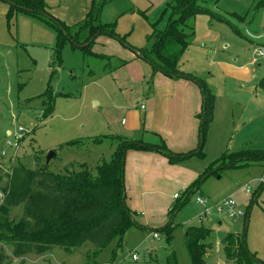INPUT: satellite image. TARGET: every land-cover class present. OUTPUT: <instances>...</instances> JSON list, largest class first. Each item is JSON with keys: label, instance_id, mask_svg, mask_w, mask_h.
Instances as JSON below:
<instances>
[{"label": "rangeland", "instance_id": "374dc122", "mask_svg": "<svg viewBox=\"0 0 264 264\" xmlns=\"http://www.w3.org/2000/svg\"><path fill=\"white\" fill-rule=\"evenodd\" d=\"M46 2L54 12L60 7V0ZM130 3L109 0L104 9L114 16L117 25L120 22L128 32L132 30L128 42L147 47L152 44L147 37L153 29L167 26L166 3L149 15L140 13L144 9L130 10ZM200 3L205 10L192 19L195 35L179 61L181 71L206 85L211 94L209 104L214 101L202 155L182 162L199 171V189L174 214L170 207L184 198L186 187L165 189L163 196L170 200V206L161 216L154 214L155 224L129 227L121 238L115 236L108 243L94 263L87 258L92 244L85 242L71 252L55 246L41 255L30 253L23 258L24 264H167L171 252L178 264H192L185 244L189 225L212 230L209 241L213 248L204 264H233L227 262L220 242L229 231L242 232L245 218L221 209L225 199H233L236 210L247 214V249L258 258L255 264H264V185L260 184L264 159H239L236 166L208 173L225 152L264 150V54L255 55L256 49H264V0ZM0 8V175L7 172L4 164L16 159L31 169L45 167L58 172L86 163L94 170L110 158L116 147L117 139L111 136H132V124L144 120L146 110L140 109V103L147 104L155 88V76L161 72L140 56L142 63H123V59L110 56L107 36H98L89 50L75 47L69 40L58 45L55 28L44 20L22 10L8 17L9 4L5 0H0ZM117 44L124 50L122 44ZM253 57L257 58L255 63ZM49 82L53 111L44 117L42 94ZM18 135L22 136L20 141ZM95 137L104 139L95 143ZM73 140L80 143L66 145ZM145 141L162 142L150 132L145 133ZM50 150H55L56 156L47 163ZM246 185L251 192H246ZM200 193L207 199L205 205L196 200ZM147 213L135 216L145 217ZM21 215L22 209L17 207L11 216ZM170 221L168 237L163 227ZM1 250L9 257L5 264H19L11 245L0 243ZM133 253L138 259L132 258Z\"/></svg>", "mask_w": 264, "mask_h": 264}, {"label": "trees", "instance_id": "16d2710c", "mask_svg": "<svg viewBox=\"0 0 264 264\" xmlns=\"http://www.w3.org/2000/svg\"><path fill=\"white\" fill-rule=\"evenodd\" d=\"M9 4L8 17L11 12L22 10L53 26L58 37V45L69 40L73 46L89 50L100 35H107L127 46L138 56L148 61L155 70L167 76H186L199 85L202 98V119L199 128L200 142L194 150L174 152L165 142L149 143L142 137L114 136L117 139L110 158L104 159L92 170L86 163H81L63 171H50L45 167L31 169L16 159L14 163H5L6 173L0 175V243L11 245L13 257L24 264V257L30 253L41 255L55 246L71 252L85 242L92 244V251L87 254L90 263L115 237L121 236L131 226L136 225L135 212L126 201L124 184L125 158L129 149L154 150L163 154L172 163H178L191 155H202L205 133L213 109L211 94L203 81L179 69V61L193 41L195 28L192 19L204 11L200 0H167L164 12H168V23L163 30H154L150 34L152 44L149 48H137L127 41L125 34L116 31V22H104L101 14L109 0H92L85 17L73 25L49 12L46 0H5ZM87 43V44H86ZM86 44V45H84ZM84 45V46H81ZM90 53L106 57L95 51ZM44 99V117L53 111L52 84L48 83ZM110 137V136H108ZM104 137H95L99 143ZM79 140L67 142L68 146L79 144ZM239 159H264V150L225 152L215 160L213 171L225 166H236ZM0 164H3L0 162ZM229 164V165H228ZM10 165V166H9ZM207 173V172H206ZM207 174L206 176H208ZM205 175V174H204ZM205 176V177H206ZM204 177V178H205ZM196 180L185 189V196L170 207V213H176L199 189ZM21 207L22 215L13 218L12 212ZM242 232H227L221 239L227 262L233 264H255L258 258L247 249L245 215ZM172 221L163 230L171 236ZM211 229L201 225H189L185 235V244L192 264H204L205 257L212 251L209 241ZM8 255L0 251V264H5ZM167 264H178L176 255L171 252L166 258ZM264 262V261H262Z\"/></svg>", "mask_w": 264, "mask_h": 264}, {"label": "crops", "instance_id": "0c3cea01", "mask_svg": "<svg viewBox=\"0 0 264 264\" xmlns=\"http://www.w3.org/2000/svg\"><path fill=\"white\" fill-rule=\"evenodd\" d=\"M139 1L144 3L141 4ZM166 1L131 0L128 8L138 11L144 9L140 13L149 15L154 9L162 8ZM91 2L92 0H60V7L56 9V12L50 7L48 10L66 24L73 25L85 17ZM101 15L106 19L104 22H114V16L111 13L109 15L108 11L105 12L104 7ZM117 26L116 31L119 34L128 36L132 31L128 32L127 27L120 25V22ZM149 36L147 38L151 40ZM107 38L110 39V56L123 59V63H142V59H138L136 52L122 44L125 47L123 50L118 46L117 43L121 44L118 40L109 36ZM134 42L129 43L137 47L138 45ZM150 46H138L137 48H149ZM155 79L157 80L154 82L155 88L149 94L147 104H144L145 118L141 120V123L132 124L131 128L135 130L132 136L142 137L145 141L146 132L157 134L169 149L177 153L196 149L200 142L199 112L203 105L202 92L198 89L197 82L190 77H169L163 73L156 74ZM143 127L145 129L141 132ZM146 142L157 144L154 141ZM189 157L178 163H172L163 154L154 150L129 149L127 151L124 176L127 204L137 216L149 212L145 217L135 216L137 224L148 226L155 224L154 214L158 213L161 216V213L169 208L170 200L163 196L165 189L172 191L176 188L184 189L198 180L199 171L188 165H182V162ZM167 192L166 195L169 196Z\"/></svg>", "mask_w": 264, "mask_h": 264}, {"label": "built area", "instance_id": "2783aa9c", "mask_svg": "<svg viewBox=\"0 0 264 264\" xmlns=\"http://www.w3.org/2000/svg\"><path fill=\"white\" fill-rule=\"evenodd\" d=\"M264 54V49L263 48H259V49H256L255 50V55L256 56H260V55H263ZM257 61V58H255V57H253V59H252V63H255ZM145 107V105L144 104H141L140 105V108L141 109H143ZM20 130H23L22 129V127H20L19 128ZM17 141H20L21 139H22V136H20V135H18L17 136ZM16 146H17V144H16ZM260 184L261 185H264V178H262L261 180H260ZM246 192L248 193V192H251V188L249 187V186H247L246 185ZM175 196H176V194H175ZM2 198H3V194L2 193H0V204H1V202H2ZM196 200H197V202H199L200 204H202V205H205L206 204V198L204 197V196H197L196 197ZM221 209L222 208H226V212L229 214V215H232V216H234V215H238V216H241V217H245V215H246V213L245 212H243L242 210H236V204H235V201L233 200V199H225V200H223L222 202H221ZM205 213L206 214H209V211H208V209L206 208V210H205ZM155 236H157V234H154ZM137 255L135 254V253H133L132 254V258H134V259H137Z\"/></svg>", "mask_w": 264, "mask_h": 264}, {"label": "water", "instance_id": "95a60500", "mask_svg": "<svg viewBox=\"0 0 264 264\" xmlns=\"http://www.w3.org/2000/svg\"><path fill=\"white\" fill-rule=\"evenodd\" d=\"M86 44H87V43H86ZM86 44H84V45H86ZM84 45H81V46H84ZM55 156H56V151H55V150H50V151L48 152L47 156H46V162L49 163L50 160H51L53 157H55ZM200 196H203V194L200 193Z\"/></svg>", "mask_w": 264, "mask_h": 264}]
</instances>
